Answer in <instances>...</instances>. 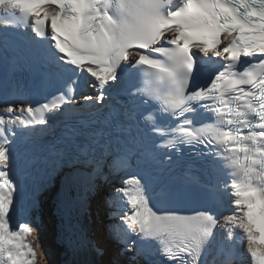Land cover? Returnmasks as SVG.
I'll list each match as a JSON object with an SVG mask.
<instances>
[{
    "label": "snow or ice",
    "instance_id": "1",
    "mask_svg": "<svg viewBox=\"0 0 264 264\" xmlns=\"http://www.w3.org/2000/svg\"><path fill=\"white\" fill-rule=\"evenodd\" d=\"M0 69V264H47L60 174L112 264H264V0H0Z\"/></svg>",
    "mask_w": 264,
    "mask_h": 264
},
{
    "label": "bare ground",
    "instance_id": "2",
    "mask_svg": "<svg viewBox=\"0 0 264 264\" xmlns=\"http://www.w3.org/2000/svg\"><path fill=\"white\" fill-rule=\"evenodd\" d=\"M96 199H97V204L99 205L98 207H99V211H100V214H101L100 216H101V218H103V216L105 215L106 209L102 208L101 205H100L99 199L98 198H96ZM96 199H94V204H96ZM45 211H49L48 207L45 208ZM101 231L102 232H99L98 235L96 236V238H98V239L102 238V239L107 240L108 241L107 242V246H108L107 251L108 250H112L113 252L116 253L117 252L116 251V243L108 239V235H109L108 231H106L105 228H103ZM54 234H55V230H54L53 226L51 227V224H48L47 230L44 232L41 242L44 245H46L47 247L54 248L53 244L51 242V239L54 236ZM107 257H108L107 255H105L103 257L104 264H107L106 263ZM47 264H50L49 260H47Z\"/></svg>",
    "mask_w": 264,
    "mask_h": 264
}]
</instances>
